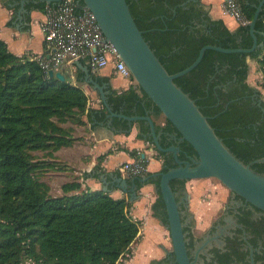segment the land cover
<instances>
[{"label": "trees", "instance_id": "1", "mask_svg": "<svg viewBox=\"0 0 264 264\" xmlns=\"http://www.w3.org/2000/svg\"><path fill=\"white\" fill-rule=\"evenodd\" d=\"M236 1L251 22L261 0ZM127 3L144 38L170 74L191 66L207 45L250 49L254 43L249 25L230 30L222 19L210 16L201 0ZM56 4L39 1L31 8L45 12ZM256 30L259 43L264 42V7ZM249 60L258 61L264 84V48L250 54L207 50L199 66L175 83L196 102L229 150L264 175V162H256L264 158V100L248 83ZM94 77L101 85L110 84L108 103L114 112L126 116L149 114L155 119L163 115L134 78L136 86L118 92L111 86V76ZM83 78L79 68L74 78L66 76L64 82L51 78L38 62L13 54L0 39V264H25L26 258L40 264H118L140 235L141 222L133 219L131 203L126 199H115L88 187L82 190L78 183L64 185V195L51 197L50 186L37 178L40 168L34 153L47 152V157L54 159V152L78 140L67 124L108 122L109 112L99 94L100 109L90 107ZM165 120L156 127L162 133L161 145L169 148L174 135H181ZM136 123L141 126L140 137L150 133L145 121ZM113 127L121 131L130 128L128 121L118 118L113 120ZM148 143L163 160L160 172L178 167L172 154L158 151L152 138ZM180 148L181 160L196 156L189 143L182 142ZM130 153L133 158L141 157L138 151ZM43 162L44 171L66 169L64 164L59 167V162ZM160 181L158 177L149 182L158 195L153 211L168 225ZM185 184L171 182L174 191L178 185L185 188Z\"/></svg>", "mask_w": 264, "mask_h": 264}, {"label": "water", "instance_id": "2", "mask_svg": "<svg viewBox=\"0 0 264 264\" xmlns=\"http://www.w3.org/2000/svg\"><path fill=\"white\" fill-rule=\"evenodd\" d=\"M39 1L55 4L61 0L56 2L54 0H37L34 4ZM79 7L88 9L95 15L106 40L115 46L121 59L131 70L135 81L181 135V137L175 136L178 145L164 148L161 145L162 133L157 132L156 123L149 114L126 116L114 112L108 103L110 84H99L89 66L81 61H76L75 66L84 73V85L89 86L99 94L101 101L108 109L107 130L113 134L114 132H131L134 123L145 121L150 128V133L143 134L145 141L148 142L152 138L155 148L160 152L172 154L178 165V167L171 168L164 173L158 172L150 176L145 175L131 179L110 174L111 181H108L105 174L99 173V180L104 185L103 191L110 194L115 189H120L127 193L130 200L133 201L138 197L140 184L144 187L152 179L160 177L161 194L168 216L167 227L171 234L176 261L178 264H192L187 253L181 203L178 201V194L172 188L171 182L174 180L189 182L214 178L231 192L264 212V175L256 173L251 167L252 164L246 165L229 150L210 125L208 118L201 112L200 107L175 83V80L196 69L207 50L227 54H250L264 48V42L259 43V32L256 30L257 22L264 7V0H261L256 7L255 16L249 23L250 33L254 40L252 48L225 49L207 45L201 49L198 58L191 66L176 74H170L167 71L144 38L143 31L139 29L127 0H80ZM262 35L264 36V33ZM49 76L63 82L66 81V75L61 72L51 70ZM115 118L128 121L129 130L117 131L113 127ZM182 142L189 143L196 151V156L187 155V160H181L180 144ZM256 162L262 163L264 158ZM184 193L188 198V192L185 191Z\"/></svg>", "mask_w": 264, "mask_h": 264}, {"label": "crops", "instance_id": "3", "mask_svg": "<svg viewBox=\"0 0 264 264\" xmlns=\"http://www.w3.org/2000/svg\"><path fill=\"white\" fill-rule=\"evenodd\" d=\"M201 2L213 19H222L232 31L239 28L238 23L224 13V0H201ZM32 5L34 3L31 0H0V39L5 41L10 51L17 56L33 58L48 54L41 27L42 22L45 20V12L33 10ZM253 63H255V60H249L248 83L259 90L260 87L258 88L256 84L251 82ZM84 64L88 65L87 61ZM76 68L78 67L75 66V71H73L70 66L64 67L63 74L67 75L72 72V75H74ZM100 75L111 76V86L118 92L136 86L134 81L116 76L112 67H108ZM83 88L89 97L90 107L100 109L96 92L86 85ZM153 120L156 125L160 124L158 118H153ZM66 127L74 130L72 135L78 140L73 145L62 147L54 152V159L46 158V160L66 165L64 170L47 173V179L43 180L50 186L52 197L64 195L62 187L72 183L80 184L82 190L88 187L92 191H103L104 185L99 180V173L105 174L108 181H111L110 174L131 179L132 177H128L120 171V166L134 160L130 153L134 150L138 151V155H141L142 158L149 160L150 173H158L162 169L163 161L155 157L156 150L154 147L146 142L144 137H140L141 126L138 123H134L131 132H114V134L107 130L108 122L92 121V123L83 126L69 123ZM91 173L93 175L87 177ZM202 181L192 180L186 184V190L191 200V210L200 219L205 214L204 205L200 202V198L204 195ZM59 186L60 190L57 189ZM110 195L115 199L129 201L133 219L141 222L142 225L140 235L132 245V247H136L135 256L131 261L132 264H148L152 259L161 256L162 247L171 249L170 231L153 211V205L158 199L156 187L153 184H147L140 188L138 197L133 201L130 200L127 193L120 189H115Z\"/></svg>", "mask_w": 264, "mask_h": 264}, {"label": "built area", "instance_id": "4", "mask_svg": "<svg viewBox=\"0 0 264 264\" xmlns=\"http://www.w3.org/2000/svg\"><path fill=\"white\" fill-rule=\"evenodd\" d=\"M80 0H61L48 6L42 30L48 54L33 57L46 74L51 70L63 74L64 67L75 71L76 61H87L91 72L100 75L108 67L123 79L134 78L131 70L121 59L115 46L107 41L95 15L88 9H79ZM224 13L232 17L239 26L249 25L241 5L236 0H224ZM65 75V74H64ZM74 78L72 72L69 74ZM147 158H134L123 163L120 171L128 177H142L149 173Z\"/></svg>", "mask_w": 264, "mask_h": 264}, {"label": "flooded vegetation", "instance_id": "5", "mask_svg": "<svg viewBox=\"0 0 264 264\" xmlns=\"http://www.w3.org/2000/svg\"><path fill=\"white\" fill-rule=\"evenodd\" d=\"M37 0H31L35 3ZM109 121V118H107ZM172 139V146L178 141ZM171 147V146H170ZM188 182H186L187 184ZM177 186L188 257L192 264H264V212L229 192L219 214L200 219L191 210L186 190ZM167 226V225H166ZM162 249L159 258L148 264H178L171 249Z\"/></svg>", "mask_w": 264, "mask_h": 264}, {"label": "rangeland", "instance_id": "6", "mask_svg": "<svg viewBox=\"0 0 264 264\" xmlns=\"http://www.w3.org/2000/svg\"><path fill=\"white\" fill-rule=\"evenodd\" d=\"M66 76L68 77L70 75L67 74ZM251 77H252L251 82L256 84L258 86V88L260 87L259 91H260L262 97L264 98V84L262 81V72H261V68L258 64V61H255V63L252 64ZM97 98L99 99L98 95H97ZM98 101H99V104L101 106L100 99ZM165 119H166L165 116L161 115L158 118L159 123L165 124V122H166ZM155 157L159 160H162L159 157V154L157 151H156ZM43 158H45V160H46V158H47L46 153L39 152V153L33 154V159L35 160L36 164H38V166L40 168V172L37 174V178L39 180H42V181L44 179H47L46 174L51 172V171L41 170L44 168L43 163L45 161L43 162ZM61 165H63V164H59V167L62 168ZM55 171H60V170H55ZM201 183L204 184L202 187L204 195L200 198L201 204L204 205V209H205L204 213L205 214H216V213L219 214L222 211V204H223L224 198L226 197L227 193L229 192L228 188H226L219 180L214 179V178L205 179ZM57 189L60 190V186L57 187ZM54 191H56V190H54ZM51 197H52V195H51ZM198 222H200V218H199ZM135 252H136V247L131 246L130 249L123 254V256L120 259L118 264H132L131 261L135 256ZM25 264H40V263L34 259L26 258Z\"/></svg>", "mask_w": 264, "mask_h": 264}]
</instances>
